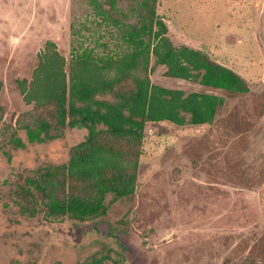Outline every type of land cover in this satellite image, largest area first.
<instances>
[{
	"label": "rangeland",
	"instance_id": "1",
	"mask_svg": "<svg viewBox=\"0 0 264 264\" xmlns=\"http://www.w3.org/2000/svg\"><path fill=\"white\" fill-rule=\"evenodd\" d=\"M116 4L128 12L135 2ZM156 13L175 46L206 52L249 92H216L225 101L211 124H147L133 195L106 194L105 214L91 222H57L24 213L17 192L38 167L66 162L86 130L29 140L20 129L12 140L9 126L31 109L16 80H29L47 40L68 64L72 39L107 53L118 38L85 0H0V264H78L107 250L122 264H264V0H157ZM165 70L156 66L151 83L203 91Z\"/></svg>",
	"mask_w": 264,
	"mask_h": 264
},
{
	"label": "trees",
	"instance_id": "2",
	"mask_svg": "<svg viewBox=\"0 0 264 264\" xmlns=\"http://www.w3.org/2000/svg\"><path fill=\"white\" fill-rule=\"evenodd\" d=\"M99 26L111 27L117 49L99 53L84 46L80 37L70 46V61L47 40L37 53L30 78L16 80L22 100L31 105L10 129L12 140L24 130L29 140L57 139L63 128L86 130L72 146L67 161L45 164L23 178L18 200L21 210L46 220L91 222L106 212L105 195L117 198L134 193L138 160L149 123L177 126L211 124L224 97L249 92L245 80L206 52L175 46L164 21L157 15V0H134L128 12L116 0H85ZM71 36L79 34L71 25ZM89 31L88 29H84ZM156 66L164 75L197 83L203 91L185 92L154 85L149 79ZM3 83L0 80V92ZM3 109L0 107V121ZM96 253L78 264H122L115 253Z\"/></svg>",
	"mask_w": 264,
	"mask_h": 264
},
{
	"label": "flooded vegetation",
	"instance_id": "3",
	"mask_svg": "<svg viewBox=\"0 0 264 264\" xmlns=\"http://www.w3.org/2000/svg\"><path fill=\"white\" fill-rule=\"evenodd\" d=\"M133 195V194H132ZM132 195H130V196H132Z\"/></svg>",
	"mask_w": 264,
	"mask_h": 264
}]
</instances>
